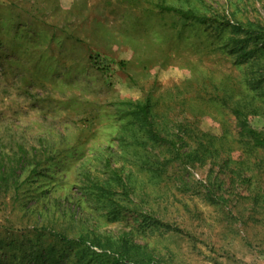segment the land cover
<instances>
[{
	"label": "rangeland",
	"instance_id": "1",
	"mask_svg": "<svg viewBox=\"0 0 264 264\" xmlns=\"http://www.w3.org/2000/svg\"><path fill=\"white\" fill-rule=\"evenodd\" d=\"M161 3L264 24V0H0V149L38 163L0 193L1 264H32L43 226L264 264V148L233 112L264 134V54L239 63L230 26Z\"/></svg>",
	"mask_w": 264,
	"mask_h": 264
},
{
	"label": "trees",
	"instance_id": "2",
	"mask_svg": "<svg viewBox=\"0 0 264 264\" xmlns=\"http://www.w3.org/2000/svg\"><path fill=\"white\" fill-rule=\"evenodd\" d=\"M159 7L163 11L175 13L187 22L198 24L212 22L218 25L230 26L235 38L228 45L231 48L229 52L237 55L239 63L255 60L264 54V43L262 48L255 44L258 40L264 42V24L254 21L246 23L237 20L231 21L218 15L208 16L193 9L168 6L164 3H161ZM253 88L256 87L253 86ZM262 89L264 92L263 85ZM141 112L144 124L152 128L153 122L148 117L147 109L142 107ZM233 112L238 120L240 134L248 138L255 146L264 148V134L252 125L245 110L242 107H234ZM169 144H172V142ZM10 152L12 153L6 154V151L3 152L0 149V193L4 194L9 192L16 194L21 185L20 179L25 171L28 170L29 175L37 173L38 163L33 167L30 166L31 164L29 165L25 149L19 146L18 151ZM19 152L22 154L20 157H16ZM176 152L179 154V149ZM42 228L45 232L38 233L36 239L31 243L33 246L32 264H53V262H57V264H161L144 246L126 236L119 237L116 241L108 239L109 246L104 248L101 247L103 244H100L96 236L91 239L83 233L68 235L48 227L43 226ZM46 235L53 237V242L47 245L44 243ZM57 245H61V248H58ZM95 247L102 249L99 251Z\"/></svg>",
	"mask_w": 264,
	"mask_h": 264
}]
</instances>
